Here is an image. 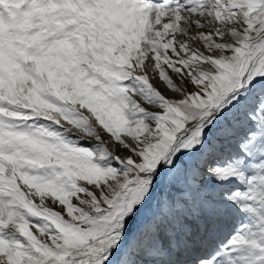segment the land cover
<instances>
[{"label": "snow or ice", "instance_id": "1", "mask_svg": "<svg viewBox=\"0 0 264 264\" xmlns=\"http://www.w3.org/2000/svg\"><path fill=\"white\" fill-rule=\"evenodd\" d=\"M0 264H264V0H0Z\"/></svg>", "mask_w": 264, "mask_h": 264}]
</instances>
